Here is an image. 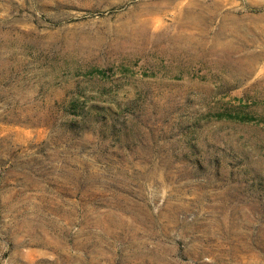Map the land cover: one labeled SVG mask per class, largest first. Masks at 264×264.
Here are the masks:
<instances>
[{
	"label": "rangeland",
	"instance_id": "obj_1",
	"mask_svg": "<svg viewBox=\"0 0 264 264\" xmlns=\"http://www.w3.org/2000/svg\"><path fill=\"white\" fill-rule=\"evenodd\" d=\"M0 264H264V0H0Z\"/></svg>",
	"mask_w": 264,
	"mask_h": 264
}]
</instances>
